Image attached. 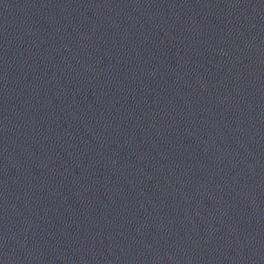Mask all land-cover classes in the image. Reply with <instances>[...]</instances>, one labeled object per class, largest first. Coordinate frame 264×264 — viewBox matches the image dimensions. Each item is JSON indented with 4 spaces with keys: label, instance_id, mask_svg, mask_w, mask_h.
I'll return each instance as SVG.
<instances>
[{
    "label": "water",
    "instance_id": "water-1",
    "mask_svg": "<svg viewBox=\"0 0 264 264\" xmlns=\"http://www.w3.org/2000/svg\"><path fill=\"white\" fill-rule=\"evenodd\" d=\"M0 264H264V0H0Z\"/></svg>",
    "mask_w": 264,
    "mask_h": 264
}]
</instances>
